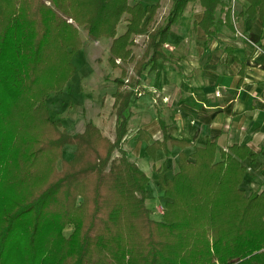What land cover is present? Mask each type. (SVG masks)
Returning a JSON list of instances; mask_svg holds the SVG:
<instances>
[{
  "label": "trees",
  "instance_id": "trees-1",
  "mask_svg": "<svg viewBox=\"0 0 264 264\" xmlns=\"http://www.w3.org/2000/svg\"><path fill=\"white\" fill-rule=\"evenodd\" d=\"M190 1L203 5L199 25L211 36L221 0H171L161 24L160 0H0V264H264V188L246 194L241 187L244 160L257 155L249 145L208 140L187 153L192 142L164 121L162 138L138 128L148 156L166 155L158 168L167 197L161 218L146 202L150 175L123 146L133 88L168 57L171 26ZM248 1L249 14L263 16L264 0ZM77 25L93 39L110 38L108 61L122 65L114 138L91 119L68 131L46 102L74 75L71 59L83 45ZM136 34L145 35L140 57ZM67 144L75 146L68 159ZM176 146L178 168L166 178Z\"/></svg>",
  "mask_w": 264,
  "mask_h": 264
},
{
  "label": "crops",
  "instance_id": "crops-1",
  "mask_svg": "<svg viewBox=\"0 0 264 264\" xmlns=\"http://www.w3.org/2000/svg\"><path fill=\"white\" fill-rule=\"evenodd\" d=\"M249 5L247 0H236L234 7L238 30L246 37L236 32L231 11L227 19L228 0L218 5L217 31L209 36L199 25L203 5L190 1L180 16L184 19L171 26L163 47L168 57L160 59L155 69L143 71L136 85L142 91L136 95L143 97L139 128L154 138L163 137L164 121L170 133L192 142L184 149L187 153L208 140L217 141L222 148L234 143L249 145L257 155L244 160L247 171L241 187L246 194L264 188V52L258 49H264V12L263 16L250 15ZM128 74L126 78L134 72ZM153 102L156 108L151 114L147 106ZM176 148L179 150L173 154ZM170 149L168 171L170 157H178L181 150L177 146ZM177 168L174 165V173Z\"/></svg>",
  "mask_w": 264,
  "mask_h": 264
},
{
  "label": "rangeland",
  "instance_id": "rangeland-1",
  "mask_svg": "<svg viewBox=\"0 0 264 264\" xmlns=\"http://www.w3.org/2000/svg\"><path fill=\"white\" fill-rule=\"evenodd\" d=\"M134 1L135 0H130L131 3H134ZM140 1L151 4L158 0ZM160 1V7L156 15V24L164 22L171 6V0ZM228 2L232 7L233 0H228ZM47 4L54 7L49 1H47ZM231 7L227 9L228 12L231 11ZM126 17H128L127 13L122 16L117 25L118 35L126 29ZM180 19H184V16L180 17ZM77 26L83 45L79 50L74 52L71 59L72 65L74 66V75L69 79L62 90L51 92L46 102L52 109V113L61 121L62 127L66 128L68 131H80L89 119H94L101 126L102 131L113 138L115 136L116 126V115L113 107V92L116 89L114 78L121 74L122 65L114 68L108 61L109 48L111 45L110 38L101 37L99 39H93L89 37L87 28L84 26ZM134 36L136 38V44L132 47L134 53L140 57L144 53L146 47L144 42L145 35L136 34ZM127 68L130 69V73H132V71L134 72L133 64L128 65ZM142 98L143 97L140 98L139 96L128 108V113H130V122L128 125L129 135L127 134L123 146L127 150L130 158L136 160L150 175L146 202L149 206L153 207V217L161 218L160 207L164 205L167 197L164 195V191L160 186L159 177L161 172L156 167L160 166V168H162V163L166 155L163 151H159L156 160H153L148 156L145 150L146 143L143 141V143L140 144L137 137H135L138 128L142 125L140 122L139 102ZM155 103L156 102H153V105L150 103L147 106L151 114L156 108L154 106ZM74 150V145L67 144L63 150L64 158L68 159L72 157ZM178 150L179 149L176 148L173 154ZM174 157L175 156L170 157L169 163L171 167L169 171L167 170L164 173L166 178H171L174 173V165L178 166V157L176 156L173 161ZM58 166H60V161H58ZM244 176H246V173ZM71 229L72 226L70 225L65 229V232L69 233Z\"/></svg>",
  "mask_w": 264,
  "mask_h": 264
},
{
  "label": "built area",
  "instance_id": "built-area-1",
  "mask_svg": "<svg viewBox=\"0 0 264 264\" xmlns=\"http://www.w3.org/2000/svg\"><path fill=\"white\" fill-rule=\"evenodd\" d=\"M235 1H236V0H233L232 7L230 6V7H231V20H232V23L234 24V27H235V29H236V32H237L239 35H241V36H245V37H246V35H244L242 32H239V30H238V25H237V23H236V15H235V10H234V7H235ZM258 49H259L260 51L264 52V49L261 48L260 46H258ZM129 79H130V78H126V81H129ZM134 91H135V93H136L137 95H141V94H142V91L139 89V86L134 87ZM158 92H159V91H158ZM216 94H217L218 96L221 95V90H220V89L217 90V91H216ZM262 100H263V102H264V89H263ZM154 101H157V99L154 98ZM163 211H164V207L162 206V207H160V213H163Z\"/></svg>",
  "mask_w": 264,
  "mask_h": 264
}]
</instances>
